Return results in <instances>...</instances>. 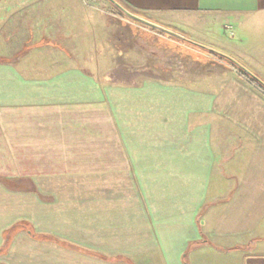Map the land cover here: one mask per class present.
Segmentation results:
<instances>
[{"label":"crops","instance_id":"obj_1","mask_svg":"<svg viewBox=\"0 0 264 264\" xmlns=\"http://www.w3.org/2000/svg\"><path fill=\"white\" fill-rule=\"evenodd\" d=\"M119 1L216 50L190 29L221 16L264 64V0ZM102 3L0 0V264H264V94L230 73L212 91L115 81L156 33ZM51 169L89 174L63 196Z\"/></svg>","mask_w":264,"mask_h":264},{"label":"rangeland","instance_id":"obj_2","mask_svg":"<svg viewBox=\"0 0 264 264\" xmlns=\"http://www.w3.org/2000/svg\"><path fill=\"white\" fill-rule=\"evenodd\" d=\"M117 1L121 3L119 0ZM102 6L104 8H108L109 11L123 15L121 11H119L115 6H113L108 0H103ZM17 8H21V7H13V8L10 7V9H12L10 10V12H15ZM1 12L8 14L9 7L0 6V13ZM123 16L126 17L125 15ZM142 18L146 19L147 17H142ZM127 19L132 21L129 18ZM192 24H193L192 25L193 27L190 29V32L193 36H195L198 39H202L206 42H211L215 44L218 48H220L219 50H225L226 52L225 54L235 58L236 60L241 61L240 63H242L247 68H250V65H253L254 67L257 65L254 72L261 74L264 78V68H263L264 64H260V63L256 64L255 61H252L251 55H250V47L248 43L240 41L239 37L235 35L236 33H234V29L232 28L233 25L231 23H228L227 20H223L221 16H213L211 18L206 17V18H200V19L194 20ZM169 28H172V27H168L167 29ZM169 30L173 31L172 29H169ZM149 31H153L156 34L150 37L146 36V41H145L146 42L145 48H146V53H147L146 68L140 69V70H137V69L126 70L125 69L126 63H123V64L120 63L119 69L110 71V73H112V75L114 76L115 81H120L118 77H126V76L133 77V78L144 77L147 79L161 80V82L165 84L166 87H172V88H173V84H179V83L181 84L185 83V84L193 85L195 87H197L198 84L208 83V85H211L209 87H210V90L212 91L215 89H219V86H216L217 84L213 85L215 84L214 81H216L218 78L227 76L228 73L233 74V76L235 77H240L239 73L241 70L238 68H234L233 67L234 65L230 63L229 61L215 55L219 57V58H216L214 57V54L212 53H208L191 44L185 43L183 41H180L176 38H173L169 35L163 34L156 30L151 29ZM1 40L2 39L0 38V41ZM10 49H11L9 50L10 52L15 53L17 50H21V44L18 43L17 46L14 45ZM2 50L6 51L3 47L0 48L1 52ZM25 54L27 53H25L24 51L19 56H25ZM220 58L223 60H221ZM21 61H22V65L20 68L22 69H19V67L16 68L17 72L20 75L22 74L23 77L42 76L40 70L33 69L32 67L27 68L24 63L25 59H22ZM15 66L16 65H14V67ZM131 66H135V65L131 64ZM92 72L94 74H97V72L99 71L94 70ZM1 73H5V72L1 71L0 76H1ZM84 73H86V71H84ZM245 82L249 84L247 81ZM256 90L259 91L258 88ZM212 120H214L215 123L218 122V118L216 117L213 118ZM217 128L219 129L220 133L221 131L225 132L223 133L225 138L227 139L231 138L232 131L228 125H224L223 122H220L218 123ZM3 152L5 154L11 153V151H3ZM227 152L232 154V151H227ZM16 153L18 155L17 156L18 161H26L27 159L26 150L18 149ZM5 156H8V154ZM228 157H229V154L226 155V158ZM6 170L13 171V169L11 168H8ZM14 170H17V169H14ZM19 170L21 172L25 171V169H19ZM82 170H79V169H51L49 175L56 176L54 178L59 179V181L60 179L61 181L64 180V182L61 184H51L50 186L54 187L53 190L55 191L59 190L60 192H62V195L64 193H67V194L71 193L73 195V193L77 192L78 188L82 186L80 183H78L79 178L75 176L89 174V172L84 171L86 169H82ZM223 171H224L223 168L217 167L216 175L218 173L224 174ZM228 175L229 174L227 173L226 176L228 177ZM231 184L232 185L230 186L232 187L233 183ZM73 197H76V196H73ZM53 200H54L53 198L50 199V201H53ZM75 201L76 200L74 199H68V200H64L63 203H66V204L68 203L70 204V206L73 207L74 205L73 203Z\"/></svg>","mask_w":264,"mask_h":264},{"label":"water","instance_id":"obj_3","mask_svg":"<svg viewBox=\"0 0 264 264\" xmlns=\"http://www.w3.org/2000/svg\"><path fill=\"white\" fill-rule=\"evenodd\" d=\"M113 6H115L119 11H121V13L123 15H125L127 18L131 19L132 21H135L137 23H140L146 27H149L153 30H156L158 32H161L163 34L169 35L173 38H176L180 41H183L185 43L191 44L199 49H202L208 53H212L214 55H217L227 61H229L230 63H232L235 67H237L238 69H240L243 73H245L247 76H249L250 78H252L254 81H256L257 83H259L261 86L264 87V81L258 77L257 75H255L251 70H249L247 67H245L242 63H240L238 60H236L235 58L221 52L218 51L210 46L201 44L199 42L193 41L179 33H176L174 31H171L161 25H158L156 23H153L149 20H146L142 17H140L139 15L132 13L130 10H128L126 7H124L121 3H119L117 0H108Z\"/></svg>","mask_w":264,"mask_h":264},{"label":"trees","instance_id":"obj_4","mask_svg":"<svg viewBox=\"0 0 264 264\" xmlns=\"http://www.w3.org/2000/svg\"><path fill=\"white\" fill-rule=\"evenodd\" d=\"M89 2H96L97 0H88ZM214 57L219 58L217 56L214 55ZM221 59V58H220ZM223 60V59H221ZM233 66V65H232ZM234 68H237L235 66H233ZM240 78H242L243 80L247 81L250 85L258 88L262 93H264V87L261 86L259 83H257L256 81H254L252 78L248 77L246 74H244L242 71H240L239 73ZM18 229L23 228L22 226H17Z\"/></svg>","mask_w":264,"mask_h":264}]
</instances>
